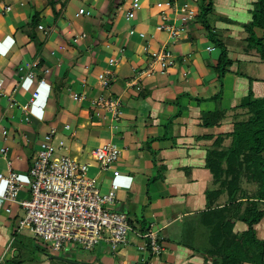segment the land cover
Listing matches in <instances>:
<instances>
[{
  "label": "crops",
  "instance_id": "obj_1",
  "mask_svg": "<svg viewBox=\"0 0 264 264\" xmlns=\"http://www.w3.org/2000/svg\"><path fill=\"white\" fill-rule=\"evenodd\" d=\"M53 1L59 2L57 18L47 0H0V174L10 163L26 181L52 128L53 144L58 137L61 152L74 159L113 144L120 150L119 175L101 177L100 190L114 187L116 202L108 209L124 213L130 231L128 243L115 251L104 243L86 254L68 247L62 251L68 259L40 255L22 264H205L201 215L227 199L212 193L207 150L230 131L232 115L243 113L234 109L249 90L264 95V62L246 48L244 29L255 0H212L209 29L232 63L222 84L215 71L220 49L198 20L204 0L172 1L196 15L176 41L160 31L162 11L174 17L167 0H68L63 7L65 0ZM36 12L39 22L31 27ZM253 32L263 36L260 28ZM160 51L167 55L164 65L156 59ZM115 59L119 63L111 64ZM107 70L112 74L102 88ZM219 110L226 113L220 125L205 127L203 115ZM10 210L0 211V261L12 264L20 254L8 229L22 212L16 205ZM246 229L234 223V232ZM255 229L264 240V218ZM150 231L162 250L157 256L142 250L139 235Z\"/></svg>",
  "mask_w": 264,
  "mask_h": 264
},
{
  "label": "built area",
  "instance_id": "obj_2",
  "mask_svg": "<svg viewBox=\"0 0 264 264\" xmlns=\"http://www.w3.org/2000/svg\"><path fill=\"white\" fill-rule=\"evenodd\" d=\"M172 1L167 0L166 5L174 17L169 19L162 11L160 31L166 33L169 40L176 41L187 31L188 23L196 15L185 7L177 9ZM127 15L132 16L131 9ZM166 57L165 52L160 51L156 59L164 65ZM118 63V59L111 60V64ZM32 67L36 69L37 64ZM111 74L110 70L104 72L100 80L102 88L108 86ZM28 78L33 79V73L30 72ZM108 107L112 109L111 105ZM27 110L28 105H23L22 111ZM25 121H28L27 117ZM54 136L55 129L52 128L44 137L28 169V184L7 163V173L0 174L3 185L0 211L10 213V206L16 205L22 212L19 229H26L35 239L49 244L52 253L71 246L92 251L104 243L115 251L126 245L130 231L128 218L124 213L108 209L116 202L114 187L107 193L100 190L101 177L109 172L114 177L119 175L116 164L120 150L110 143L93 148L88 162L66 155L56 157V150L62 147L56 149ZM1 154L4 160L5 151L0 150ZM93 166L97 168L95 175L90 174ZM22 192L27 194L25 198H20ZM139 237L144 240L142 250L154 256L160 254L162 250L155 232H146Z\"/></svg>",
  "mask_w": 264,
  "mask_h": 264
},
{
  "label": "trees",
  "instance_id": "obj_3",
  "mask_svg": "<svg viewBox=\"0 0 264 264\" xmlns=\"http://www.w3.org/2000/svg\"><path fill=\"white\" fill-rule=\"evenodd\" d=\"M67 1L61 2V7ZM204 1L198 20L204 25L210 40L220 49L215 71L222 84V78L232 63L226 47L213 37L206 20L213 2ZM47 3L57 18L56 5L59 2L47 0ZM38 22V13H33L30 26L35 27ZM254 28L263 30L261 38H256ZM244 29L246 48L255 50L264 62V0L253 2L251 20ZM220 95L221 91L216 97ZM237 109L243 113L232 115L230 131L217 135L206 154V167L214 185L212 193L226 194L227 199L223 206L201 215L200 222L208 237L206 247L199 252L205 257V264H264V240L257 238L255 229L264 218V95L254 96L249 90L234 111ZM225 114L222 110L205 114L202 124L217 127ZM235 222L244 223L247 229L241 233L234 232Z\"/></svg>",
  "mask_w": 264,
  "mask_h": 264
},
{
  "label": "rangeland",
  "instance_id": "obj_4",
  "mask_svg": "<svg viewBox=\"0 0 264 264\" xmlns=\"http://www.w3.org/2000/svg\"><path fill=\"white\" fill-rule=\"evenodd\" d=\"M209 17H210V14L206 15V20ZM215 39L220 41V39L218 38V35H215ZM259 64L260 63H257V65H259ZM56 140L57 141L55 142L54 146L57 149L58 148L57 143H58V140H60V139L57 137ZM88 151L89 150H87L86 153ZM88 154L89 153H87L86 156ZM61 155H65L64 152L63 151L61 152V150L57 149L55 156L59 157ZM85 157H82L81 160L83 162H88L90 160L89 155L87 156L88 159H85ZM25 179H26V181H25L26 184H28V181H29L28 176H26ZM21 219H22V213L13 222V227L8 229L10 235L12 234L11 237L13 239H11V244H13V249L17 250V252H19V254H20V258L15 259V261L12 264H22V263H28V262H32V261H33V263H36V261L39 260L40 255L47 258L48 256H50V254H53L56 257L63 255L64 256L63 259H68V257H69L68 253L62 252V251H60L61 253L59 252L58 255H57V253H52L49 250V244H47V243H45L39 239H35L26 229H19V221ZM204 237L203 238L205 239V245L203 246L202 250L206 247V242H207V238H208L207 233L205 234ZM71 247H73V249L76 250V252H81L82 254H86V253L90 252V251H86V250L79 248V246H71ZM13 258H14V256H13ZM203 258L205 259L204 256H203ZM0 264H11V263L4 260L3 262L0 261Z\"/></svg>",
  "mask_w": 264,
  "mask_h": 264
}]
</instances>
